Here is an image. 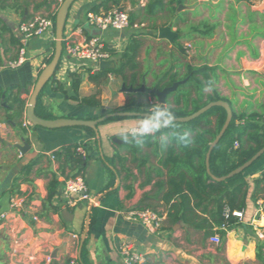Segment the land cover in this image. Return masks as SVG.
Here are the masks:
<instances>
[{
  "label": "crops",
  "instance_id": "1",
  "mask_svg": "<svg viewBox=\"0 0 264 264\" xmlns=\"http://www.w3.org/2000/svg\"><path fill=\"white\" fill-rule=\"evenodd\" d=\"M147 1L141 0L139 6L143 7ZM206 1L213 4L207 11L208 27L213 29L210 36L195 39L197 35L190 33L192 39H180L188 32L189 26L181 28L176 23L175 15L168 17L169 22L164 23L173 32H179L180 38L170 43L157 37L162 24H153L155 21L148 23L144 29L146 36L139 37L142 46L137 58L135 86L138 87L143 78L148 83L143 93L151 94L149 90L158 83L162 85L171 76L182 78L187 67L217 68L212 88L204 89V95L216 92L226 100L232 113L254 114L256 117L250 122L263 124L264 10L257 11L251 6L241 12L235 4L239 0H197L193 4L205 5ZM248 1L253 3V0ZM60 3V0H0V64L15 60L20 48H24L26 57L21 67L0 71V90L6 93V97L18 100L13 110H8L11 100L6 103L0 100V213L8 212L9 200L15 195L26 196L28 205L24 215L19 212L7 214L5 224L0 229V264H68L72 256L80 264H122L118 248L125 241L132 243L145 256V264H261L256 261V249L258 245H264V239L257 238L250 222L257 210L256 202L264 201V153L240 173L244 187L233 199L234 205L242 208V219L236 218L230 230L219 231L218 197L215 194L206 196L194 187H191V192L186 188L191 180L189 174L184 173L182 177L185 183L180 185V178L176 175L182 171L170 175L168 171L171 166L167 168L162 164L168 147L175 145L172 138L177 130L153 134L139 144H129L121 139V135L137 127L142 118L100 123L97 134L94 133L95 140L90 139L81 128L48 130L22 126L27 122L24 113L35 81L47 65L45 61L53 54L54 37L45 35L25 40L18 26L35 14L55 16ZM99 3L100 0H77L73 3L65 30L76 26L83 28L85 14ZM222 3L234 12L215 10ZM181 11L185 13L184 16L191 15L192 18L197 9L188 6L186 10H177V14ZM164 16L159 13L156 21L159 17L164 19ZM200 22L197 26L202 23L206 25L205 20ZM150 25H154V30L149 29ZM128 39L123 35L108 36L104 43L108 48L117 44L124 50ZM187 43L191 45L190 53H185L184 45ZM59 63L54 78L47 83L44 94L46 86L41 93L42 105L53 119L93 120L102 115V109H123L127 104V97L120 90H113L110 96L105 91L100 93L102 109L80 105L79 99L94 95L91 91L94 87L87 80V75L81 74L79 98L74 100L72 82L67 76V73L74 72L61 60ZM166 74L168 78L162 80ZM116 79L123 83L122 78L113 76V80ZM126 79L130 80V72L125 73ZM71 93L74 95L71 96ZM169 95L165 109L183 106V97H180L177 107L176 94ZM148 110L142 113H149ZM236 125L239 128L244 126V120L237 121ZM182 132L188 138L193 135L190 128ZM237 132L236 128L232 136ZM245 137H242L243 141ZM21 139L29 143L31 150L19 157L21 154L11 145H21ZM69 145L86 149L83 148L88 157L83 172L70 169L63 158L55 156V152ZM131 145H134L136 152L132 151ZM237 147L238 144L234 143L233 149ZM51 155L55 156L54 161L50 160ZM117 155L123 161L115 158ZM75 176L83 178L91 199L65 206L60 197L63 180ZM112 179L113 187L105 191ZM51 180L56 181L57 187L56 194L49 200ZM179 185L182 187L181 194L174 193L173 190ZM129 187L130 190L127 189ZM169 193L171 198L167 202L165 197ZM144 197L143 206L157 212L162 218L161 228L154 234L125 217L127 212L137 208ZM172 205L175 207L172 213L177 211L178 215L174 221L167 217ZM91 216H94L95 222L88 226L82 246L85 257L82 260L80 241ZM256 224L264 232V218ZM218 231L221 244L214 245L209 238Z\"/></svg>",
  "mask_w": 264,
  "mask_h": 264
},
{
  "label": "trees",
  "instance_id": "2",
  "mask_svg": "<svg viewBox=\"0 0 264 264\" xmlns=\"http://www.w3.org/2000/svg\"><path fill=\"white\" fill-rule=\"evenodd\" d=\"M139 0H100V3L89 9L90 13H102L107 12L111 9H118L121 11H125L126 8L124 5L129 4L131 8L134 7L132 11H129V23L132 26L135 24L137 20L141 21V24L144 22H148L149 24L152 21H156L157 15L161 13L168 17L172 16L176 18V23L184 22V12L177 14V9L179 6H184L186 0H148L147 3L141 7L138 3ZM138 5V6H137ZM126 12V11H125ZM160 18V17H159ZM54 21V18H53ZM151 26H153L151 28ZM165 27L164 23L161 25V28ZM150 30H154V25H150ZM188 30L198 34L200 37L210 36V32H212V27H208L204 25L200 26H190ZM54 33V31H53ZM142 34H134L131 35L127 41V44L123 50V52L119 55L118 63L115 67L110 69H100L96 73L92 74L90 70L84 71V73H67V76L71 79V88L75 94L74 100H78V90L82 81V75H87V80L97 88V91L94 95L88 98L79 99L78 102L80 105L93 107L97 109H102L101 102L99 100L100 90H98L101 83L107 81V77L109 75L120 77L123 81H125V73L130 72V80L128 81L127 87L137 88L136 77H137V58L139 49L142 46L139 37ZM178 40L179 32L177 31ZM174 41V42H175ZM54 46V43H52ZM112 57H116L117 54L114 51L109 50ZM51 57L45 61V64H48ZM60 64V63H59ZM59 66V65H58ZM58 69V68H57ZM216 70L217 68H210L207 66L201 67L199 69H193L187 67L186 74L181 78L177 77V75L171 76L168 80V75H164L162 80H166L162 85L157 84L156 89L158 91H162L165 88L171 87L174 83L179 81H183L185 79L186 83L179 86L177 90L170 94L173 96L176 94L175 105L179 107L180 105V97H183V106L181 108H167L168 111L175 114L176 118H183L191 115L196 112L207 103L216 102V101H226L224 98L220 97L216 92H212L210 95H204V89H211L212 82L216 78ZM54 78V75L52 79ZM51 79V80H52ZM50 80V81H51ZM42 93V92H41ZM41 93L37 99L35 114L43 119H53L54 117L47 112L41 101ZM192 93L194 94L193 97ZM5 92L0 90V100L3 102H8L11 100V105L8 106V110H13L17 105L16 98L6 97ZM128 101L126 106L123 109H116L113 111H106L108 113H113L117 111H129V112H137L142 113L145 110L151 109L155 106L157 100L154 94L148 93H135L133 95L129 94ZM205 98V101L203 99ZM188 107L191 109L188 110ZM101 117V115H100ZM256 115H236L234 112L232 113L231 122L222 136L218 144L213 148L210 158H209V169L213 176L220 178L228 175L230 172L235 170L236 168L243 165L246 161H248L253 155H255L261 148L264 147V123L257 124L254 121ZM122 118H111L107 121L111 120H121ZM213 120V121H212ZM244 120V126L239 128L236 125L237 121ZM105 121V122H107ZM225 121V111L221 107H213L198 118L183 124L176 123L175 127H168L163 129L159 133L155 135H160L162 133H167L171 130H177L172 138V143L175 144L173 147H168L165 161L162 162L164 167L170 165V169L168 174L173 175L178 171H182L178 176L180 178L181 183H185V178L182 177L184 173L190 175L191 180H189L186 184V188L192 192L191 187H194L199 191V193H204L206 196H210L215 194L218 205V217L220 218L219 223V231H228L234 226L236 222V218L232 216V213L235 211L242 212V208L236 207L234 204L233 196L238 192L242 191L244 187V181L242 179V175L238 174L233 176L232 178L224 181V182H212L206 173L205 167V155L208 150V145L213 141L215 136L218 134L221 129L223 123ZM190 128L193 131V135L191 138H188L185 133L182 132L183 129ZM238 129V132L235 136H232V132ZM84 130L90 139L95 140V134L92 130L88 128H81ZM245 137V141L242 140V137ZM180 137H184V140H180ZM237 143L238 147L233 149V144ZM132 146V145H131ZM78 145H69L63 147L61 151L55 152V156L57 158H63L64 163L70 167L72 170H76L77 173L84 171V166L86 164L87 158H82L80 155L76 153V149ZM176 147V148H175ZM84 148V147H83ZM133 152H136L134 145L131 147ZM85 149V148H84ZM86 150V149H85ZM119 161H123L122 158L115 157ZM169 175V176H170ZM114 185V180L112 179L105 187V191L111 189ZM176 187L173 190L174 193L181 194V186ZM232 187V190L229 191V187ZM57 183L55 180H51L48 188V198L49 200L54 197L56 194ZM130 190V187L127 188ZM171 194L165 197L166 201H169ZM146 197H144L137 206L138 210H149L143 206ZM172 210H175V207L172 205L168 210L167 217L169 220H177L176 212L172 213ZM182 211V209H180ZM184 210V208H183ZM153 211V210H152ZM155 212V211H154ZM178 213H180L178 209ZM236 219V220H235ZM95 219L94 216H91L89 220L90 227L94 224ZM217 232V234L221 238V234ZM211 236V237H212ZM264 245H258L256 249V261L259 263H263V254H264ZM85 250L82 248L81 258L84 260Z\"/></svg>",
  "mask_w": 264,
  "mask_h": 264
},
{
  "label": "built area",
  "instance_id": "3",
  "mask_svg": "<svg viewBox=\"0 0 264 264\" xmlns=\"http://www.w3.org/2000/svg\"><path fill=\"white\" fill-rule=\"evenodd\" d=\"M54 16L43 14H35L32 17L21 22L18 26L19 33L23 39L43 37L50 35L54 37ZM85 23L93 29H97L100 33L108 30L122 32L128 28L140 30L145 29V25L129 23L127 12L118 9H111L107 12L99 14L87 12L85 14ZM185 53H190L191 45H184ZM114 53H122L123 50L117 44L108 48L99 36H92L86 33L82 27H71L63 32L62 37V56L61 62L69 67L73 72H81L90 70L92 74L99 69V63L109 61L113 57L110 51ZM26 61L25 50L20 48L17 58L13 61L0 64V71L5 69H17ZM110 77V75L108 76ZM157 106V103L155 104ZM23 127L30 126L28 122H24ZM153 135V134H152ZM76 153L82 158H85L86 152L82 147L76 149ZM21 157V155L19 156ZM50 160L54 161L55 156L51 155ZM60 197L64 200L65 206H74L78 202L90 201V195L82 177L75 176L63 180ZM257 210L250 224L254 228L258 239H264V232L258 228V223L264 218V201L256 202ZM28 205L26 196H13L8 203V212L0 213V229L4 226L7 214L9 212H19L22 215L27 213ZM232 216L237 219H242V212L235 211ZM128 221L141 225L148 233L154 234L161 228L162 218L157 212L152 210L133 209L125 214ZM35 219V218H34ZM209 241L214 245L221 244V238L214 235L209 238ZM119 256L122 264H145V256L137 251L135 246L130 242H122L118 248ZM48 260V259H47ZM68 264H80L76 257H70Z\"/></svg>",
  "mask_w": 264,
  "mask_h": 264
},
{
  "label": "water",
  "instance_id": "4",
  "mask_svg": "<svg viewBox=\"0 0 264 264\" xmlns=\"http://www.w3.org/2000/svg\"><path fill=\"white\" fill-rule=\"evenodd\" d=\"M60 1L61 3L54 16L53 54L51 56L50 61L41 70L37 80L35 81V84L32 89V93L29 96L28 103L25 109V113H24L25 120L29 123L31 127H37V128H42V129H48V130H56V129H62V128H88L92 130L95 134H97V126L100 123H103L111 118H132V117L145 118L147 115H149V113H137V112H129V111H117L113 113H106V109L101 110V114H102L101 117H98L93 120H79V119H68V118L43 119V118L38 117L35 114V107H36L37 99L40 93L43 91L47 83L50 82L53 75H55V72L57 71V68H58V65H59V62L62 56V37H63L66 19L68 17L70 7L77 0H60ZM182 8L183 6H179L178 11L181 10ZM157 37L158 39L167 40L168 42L173 43L175 38L177 37V33L173 32L170 26H166V27H162L158 29ZM115 66H116V63L113 60L102 61L99 63V69H110ZM185 82H186V79L183 81L174 83L171 87L165 88L162 91H158L154 87L148 92L155 95L156 100H157L156 102L157 105L161 107V110H164L165 109L164 105L166 103L167 96L169 94L174 93L177 90L178 86ZM144 83H145L144 79L142 78L141 86L139 88H132V87L126 88L124 85H122L121 92L143 93L145 92ZM73 95L74 94L71 93V96ZM213 107H221L225 111V121L221 129L219 130L217 136L208 146V150L205 155V167H206V173L211 180L216 181V182H221V181L230 179L235 175L240 174L246 168H248L255 160H257L264 153V147L260 149L255 155H253L243 165L236 168L235 170L230 172L228 175L224 177H220V178L214 177L209 169V158H210V154L213 148L218 144L222 136L225 134L231 122L232 111L228 103H226L225 101L210 102L189 116H186L183 118H176V123H188L198 118L199 116H201L202 114H204L205 112H207ZM20 142H21V145L14 144V145H11V147H13L17 152L21 154V156H23L31 150V146L29 145V143H27L23 139H21ZM88 226H89V223L87 221L85 225L84 233L80 241V250L83 246Z\"/></svg>",
  "mask_w": 264,
  "mask_h": 264
},
{
  "label": "rangeland",
  "instance_id": "5",
  "mask_svg": "<svg viewBox=\"0 0 264 264\" xmlns=\"http://www.w3.org/2000/svg\"><path fill=\"white\" fill-rule=\"evenodd\" d=\"M165 1H167V0H165ZM196 1L197 0H186L185 1L184 6H183L182 9L186 10V7L189 6L190 9H192V8L195 9L196 8L197 11H196V14L192 18H191V15H188V17L187 16H184L183 17L184 18L183 19L184 22H178L179 23V26H181V28H184L186 25H188L189 27L190 26H197L199 23H201L200 21H203V20H205L206 26L209 25L208 24V19H207V16H208V12L207 11H209V7L210 6H213V4H210V2H207L206 1L208 5L207 4H205V5L200 4V5H197L196 6L195 4H193L194 2L196 3ZM213 1H218V0H213ZM137 4L140 5L141 4V0H139ZM235 4L238 6V9L241 12L248 10L249 7H251V6L253 7V9H255L257 11H263L264 10V0H256V1L253 0V3H250L248 0H239ZM225 5L226 4H223L222 3L221 5L217 6L215 10H217V11H219V10L220 11H226V13H232V12H234L232 9H228ZM124 6L126 7L124 10L127 13L129 11H132L134 9V7L131 8L129 6V4H126ZM189 17H190V19H189ZM168 20L169 19L167 17H165V16H164V19L160 17L157 21L153 22V24H157L158 25L160 23V25H161L163 23L169 22ZM209 23H210V21H209ZM135 24L141 25V21L140 20H137L135 22ZM143 24L145 25V27L148 26V22H144ZM201 26L203 27L204 26V23H202ZM87 29L89 30V32H88ZM83 30L86 33H88V34L90 33L89 35L99 36L103 42H105L104 40L107 39L108 36L118 37V36L123 35V36L129 38L131 35L140 34L141 32L142 33H147V31H145L144 29L143 30L142 29L141 30H136V29H132V28H128V29H126V30H124L122 32L108 30V31H106L104 33H100V31H98L97 29L90 28L86 23H84ZM187 31L189 33L188 32L184 33V35L181 36L180 39H182V38H184V39H192V36L191 35L192 34H196V33L192 32L191 30H187ZM91 32H93V33L91 34ZM190 33H192V34H190ZM196 35L197 36H194L195 39L196 38L197 39L200 38V36L198 34H196ZM196 44H198V43H196ZM118 58H119V54H117V56L116 57H113L112 59H113L114 62H116V59H118ZM139 63H141V58H140V62ZM116 80H113V76L112 77H107V81H105L104 83H101L100 86H99V88H98V90H100V93L102 91H105V93L108 96H110V91H113L114 90V91H117L118 92V90H120V92H121L122 85H124L126 88H128L127 87V83H128L127 79L125 81H123V83H121L118 79H116ZM144 85H145V88H148L147 87V85H148L147 82H145ZM140 86H141V83L138 84V87H140ZM87 87H89V86L87 85ZM46 88H47V86L45 87V89L43 91V94L46 91ZM91 91H92V93L95 94L96 91H97V88L94 87ZM122 93L125 95V97H127L129 94H131V95L135 94V93H126V92H122ZM127 101H128V97H127ZM118 109H121V108H118ZM110 110L112 111L113 109L110 108ZM54 112L57 114L58 113V110H56V108H55Z\"/></svg>",
  "mask_w": 264,
  "mask_h": 264
},
{
  "label": "clouds",
  "instance_id": "6",
  "mask_svg": "<svg viewBox=\"0 0 264 264\" xmlns=\"http://www.w3.org/2000/svg\"><path fill=\"white\" fill-rule=\"evenodd\" d=\"M149 115L142 118L138 126L125 131L121 135V139L129 144H139L146 137L159 133L162 129L176 126V116L174 113L167 109L161 110L160 106H155L148 110ZM180 140H184V137H180Z\"/></svg>",
  "mask_w": 264,
  "mask_h": 264
},
{
  "label": "flooded vegetation",
  "instance_id": "7",
  "mask_svg": "<svg viewBox=\"0 0 264 264\" xmlns=\"http://www.w3.org/2000/svg\"><path fill=\"white\" fill-rule=\"evenodd\" d=\"M137 88H139V87H137Z\"/></svg>",
  "mask_w": 264,
  "mask_h": 264
}]
</instances>
